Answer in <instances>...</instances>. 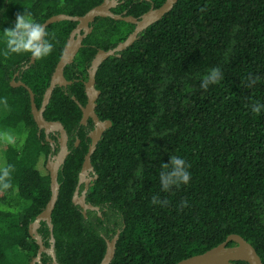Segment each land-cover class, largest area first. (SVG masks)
Segmentation results:
<instances>
[{
    "label": "trees",
    "instance_id": "16d2710c",
    "mask_svg": "<svg viewBox=\"0 0 264 264\" xmlns=\"http://www.w3.org/2000/svg\"><path fill=\"white\" fill-rule=\"evenodd\" d=\"M121 1L116 14L126 10L138 17L165 0ZM103 2L0 0V36L24 12L44 24L57 14L83 16ZM76 26L70 19L48 25L53 51L33 63L28 53L3 56L0 39V100H7L6 106L0 103V132L17 138L16 146L0 152V170L12 166L10 187L0 183V264H30L38 251L30 224L52 194L51 144L38 134L28 89L13 86L12 79L20 71L16 80L32 89L41 107ZM90 26L64 71L72 83L54 89L44 112L47 120L61 121L70 137L52 212L58 262L101 264L107 240L120 231L110 264H177L231 234L252 244L264 264V113L250 110L264 103V0H178L132 45L100 64L96 114L112 124L91 158L97 177L86 199L99 210L85 216L72 200L90 142L80 123L85 82L98 51L115 48L135 28L111 17H97ZM212 67L221 68L223 79L205 91L200 83ZM250 74L260 77L251 88L245 86ZM173 155L185 159L191 178L165 192L160 166ZM153 196L167 204H153ZM38 233L50 247L46 220Z\"/></svg>",
    "mask_w": 264,
    "mask_h": 264
},
{
    "label": "water",
    "instance_id": "95a60500",
    "mask_svg": "<svg viewBox=\"0 0 264 264\" xmlns=\"http://www.w3.org/2000/svg\"><path fill=\"white\" fill-rule=\"evenodd\" d=\"M178 0H165L164 4L157 9H152L148 13L144 14L142 19L139 20L138 18H135L134 16H122L121 14H115L110 10V4L116 3V0H104L103 3L99 4L98 6L93 7L91 10H89L85 15L83 16H70L68 14H57L52 17H50L43 25L46 27L52 23L63 21L66 19L75 20L78 21V30H81L84 28V33L80 35L77 39H74V35L76 31L73 32L71 38L68 40L64 53L59 60L56 69L54 71V74L51 79V83L49 87L47 88L43 102L41 107H37V104L35 102V94L32 91L30 87H28L24 82H15V80L12 81L13 86H25L31 97V107H32V113L34 116V119L39 126V129H45L46 131L50 130H59L62 133V138L60 139L62 152L57 157L55 161L49 160L47 162V169L51 173V198L49 202L47 203L45 209L37 216L36 220L30 224V234L34 239L37 240V243L39 245V254L38 257L35 258L32 262V264H35L37 260H40L41 253L44 250L45 246L43 245L42 237L38 233V227L42 220H46L47 223L50 226L51 230V242H52V248L50 250L51 254L54 256V238H53V224H52V212L55 208L58 196H59V188L60 185L58 183V171H59V165L62 164L67 155V133L66 129L62 125L60 121H48L45 116L44 112L47 108V105L49 104L54 89L59 86H67L68 84H71L72 81L67 80L64 74L65 68L68 64L72 63L74 61L75 56L79 52L80 48L82 47V43L84 38L91 32L92 27L90 24L95 20L96 17H111L116 20H124L127 22H131L136 25V28L133 33H131L124 41L120 42L115 48L109 49V50H100L93 63L92 67L90 69L89 73V80L86 82L87 92H88V103L86 106L81 105L83 117L82 122L85 123L86 120L91 116L96 123L97 127L95 130L91 133V137L93 139V142L89 148V152L87 153L85 157V161L83 163V171L85 172L87 169H93L92 166V154L97 148V145L101 139V136L103 134V130L110 127L112 122L110 120H106L104 122H101L99 117L96 114L95 107H96V100L99 96V91L95 88V76L98 67L100 64L107 59L110 56L115 55L119 51H122L126 48H128L130 45H132L135 40L137 39L140 32H142L144 29H146L148 26H150L152 23L160 19L163 15H165L167 12H169L175 5V3ZM77 30V31H78ZM35 62V59L32 58L31 63ZM57 127V128H54ZM83 180V176L81 177ZM73 197V202L75 204H79L83 208V213L85 216L87 215V211L90 210H99L98 206H94L88 202H86V194L84 193L81 197L77 196ZM101 215V213L99 212ZM120 231L116 234V236L112 240H107L108 248L105 255V258L103 259L101 264H110L112 261L115 250H116V242L119 238ZM234 241L236 245L230 246L229 242ZM234 261H246L249 264H263L261 257L259 256L258 252L254 248L252 244H250L246 239H244L242 236L238 234H231L226 241L221 243L220 245L202 253L198 254L192 257H189L187 259H184L180 261L177 264H231ZM42 264V263H40ZM55 264H58L55 261Z\"/></svg>",
    "mask_w": 264,
    "mask_h": 264
},
{
    "label": "clouds",
    "instance_id": "9594fccd",
    "mask_svg": "<svg viewBox=\"0 0 264 264\" xmlns=\"http://www.w3.org/2000/svg\"><path fill=\"white\" fill-rule=\"evenodd\" d=\"M2 39L4 48L2 55L8 57L12 54L21 55L28 53L33 59H43L49 56L54 48L50 39V34L46 31V26L33 19L31 13L18 14L13 27L3 30ZM223 79L220 67H212L203 75L200 87L205 91L210 85H215ZM260 81L259 76L249 75L246 78L245 86L253 87ZM0 103L7 105V100H0ZM250 110L255 115L264 113V103L255 102L250 105ZM0 140L10 146H16V138L9 132H0ZM11 165L0 170V183L7 189L10 187ZM189 165L185 159L178 155H173L168 163H163L159 171V183L162 191H169L171 188L180 187L187 184L191 178ZM142 169H138L139 174ZM152 203L167 204V201H160L156 196L152 197ZM186 203V202H185Z\"/></svg>",
    "mask_w": 264,
    "mask_h": 264
},
{
    "label": "flooded vegetation",
    "instance_id": "af4514ba",
    "mask_svg": "<svg viewBox=\"0 0 264 264\" xmlns=\"http://www.w3.org/2000/svg\"><path fill=\"white\" fill-rule=\"evenodd\" d=\"M122 2H124V1H121V0H116V3H114V4H110V10L113 12V13H115L116 14V12H115V9L120 5V3H122ZM165 2V1H164ZM164 2L160 5V6H156L155 4H153L152 3V5H151V8L147 11V12H145V13H142V14H140L138 17H135V18H138L139 20H141L142 19V17H143V15L144 14H146V13H148L150 10H152V9H157V8H160L163 4H164ZM121 15L122 16H129L128 14H127V11L126 10H124V11H122L121 12ZM131 16H133V15H131ZM100 17V16H99ZM97 18V17H96ZM96 18H95V20H96ZM94 20V21H95ZM93 21V22H94ZM92 22V23H93ZM79 23V22H78ZM131 23V22H130ZM135 25V24H134ZM135 28H136V25H135ZM135 28H134V30H135ZM78 26H76V28L72 31V33H71V35H70V38H71V36H72V34H73V32L74 31H76V33H75V35H74V39H77L80 35H82L83 33H84V28L83 29H81V30H78ZM134 30L131 32V33H133L134 32ZM130 33V34H131ZM129 34V35H130ZM128 35V36H129ZM87 37V36H86ZM69 38V39H70ZM138 38V37H137ZM85 39V38H84ZM120 43V42H119ZM83 44V43H82ZM100 51V50H99ZM98 51V52H99ZM97 55V54H96ZM96 55H95V57H96ZM95 57L93 58V60H92V62H91V66H90V68H89V71H90V69H91V67H92V63H93V61H94V59H95ZM27 67V66H26ZM90 73V72H89ZM89 73H88V79H87V81L89 80ZM20 75V71H17L16 73H15V75H14V77H13V79H12V81L13 80H15V82H20L21 80H16V78L18 77ZM86 81V82H87ZM21 82H23V81H21ZM86 82H85V91H86V95H87V103H88V92H87V87H86ZM69 85V84H68ZM59 86V85H58ZM96 88V87H95ZM78 102V101H77ZM79 103V102H78ZM86 103V104H87ZM81 105V104H80ZM86 106V105H85ZM95 111H96V107H95ZM82 114H83V112H82ZM98 116V115H97ZM82 117H83V115H82ZM99 117V116H98ZM100 119V118H99ZM90 120H92L93 121V123L92 124H89V121ZM48 121H52V120H48ZM57 121H59V120H57ZM100 121L101 122H104V121H106V120H101L100 119ZM61 122V121H60ZM62 123V122H61ZM80 123L81 124H83V125H85L86 126V130H87V137H89L90 138V142H89V147H88V149L90 148V146H91V144H92V142H93V139H92V137H91V133L95 130V128L97 127V125H96V123L94 122V120H93V118L90 116L87 120H86V122L85 123H83L82 122V118H81V121H80ZM37 124V123H36ZM62 125H63V123H62ZM38 126V125H37ZM64 126V125H63ZM38 128H39V126H38ZM54 128H57V127H54ZM64 128H65V126H64ZM109 128V127H108ZM108 128H106V129H104L103 130V134H102V136H101V139H102V137H103V135H104V133L106 132V130L108 129ZM66 129V128H65ZM44 133V135H45V138H46V140L51 144V147H52V149H51V152H50V154H49V156H48V161L51 159V160H53V161H55L56 159H57V157L61 154V152H62V147H61V142H60V139L62 138V133L59 131V130H50V131H46L44 128L43 129H39V131H38V134L39 135H41V133ZM66 133H67V143H66V145H67V151H68V154H69V152H70V150H69V134H68V132H67V130H66ZM100 139V140H101ZM80 142H81V140H79V138H77V140L75 141V145L76 146H79V144H80ZM88 152H89V150H88ZM87 152V153H88ZM87 155V154H86ZM86 157V156H85ZM85 161V160H84ZM93 166V165H92ZM60 167H61V164L59 165V170H60ZM94 168V167H93ZM83 176V180H82V177ZM96 173H95V169L93 170V169H87L85 172L83 171V165H82V168H81V170H80V172H79V179H78V183H77V186H76V189H75V192H74V194H73V197L74 196H76L75 194H76V191H78L77 192V196L78 197H81L84 193L85 194H87V192H88V190H89V187L93 184V180H95L96 179ZM86 196V195H85ZM72 200H73V198H72ZM86 202H87V199H86ZM90 210V209H89ZM36 240V239H35ZM42 241H43V245L45 246V248H44V250L42 251V253H41V257H40V260H37L36 262H35V264H40V263H42V264H55V261L58 263V264H60L59 262H58V260L56 259V257H55V253H54V256L51 254V252H50V250H51V248H52V242H51V239H50V242H51V246L50 247H48V246H46L45 245V243H44V240L42 239ZM36 242H37V240H36ZM38 244V243H37ZM39 245H38V251H37V253H36V255H34V256H32V258L30 259V264H32V262H33V260L35 259V258H37L38 257V254H39ZM53 250H54V247H53Z\"/></svg>",
    "mask_w": 264,
    "mask_h": 264
},
{
    "label": "rangeland",
    "instance_id": "374dc122",
    "mask_svg": "<svg viewBox=\"0 0 264 264\" xmlns=\"http://www.w3.org/2000/svg\"><path fill=\"white\" fill-rule=\"evenodd\" d=\"M14 136H16V135H14ZM16 138V137H15ZM17 139V138H16ZM7 144H5L4 142H3V140H0V152L3 150V148L6 146Z\"/></svg>",
    "mask_w": 264,
    "mask_h": 264
}]
</instances>
